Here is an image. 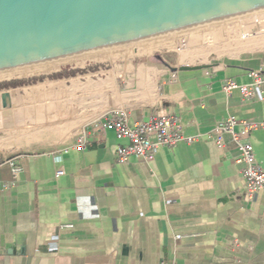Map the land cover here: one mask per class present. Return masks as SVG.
<instances>
[{"label":"crops","instance_id":"1","mask_svg":"<svg viewBox=\"0 0 264 264\" xmlns=\"http://www.w3.org/2000/svg\"><path fill=\"white\" fill-rule=\"evenodd\" d=\"M158 59L0 89V264H264V189L248 195L236 144L213 132L229 116L264 119V84L252 99L223 89L264 70V47L193 69ZM122 108L132 125L178 114L200 136L120 164L126 140L94 123ZM249 139L264 170V128Z\"/></svg>","mask_w":264,"mask_h":264},{"label":"water","instance_id":"2","mask_svg":"<svg viewBox=\"0 0 264 264\" xmlns=\"http://www.w3.org/2000/svg\"><path fill=\"white\" fill-rule=\"evenodd\" d=\"M262 13L264 0H0V76ZM2 97L9 106L10 95Z\"/></svg>","mask_w":264,"mask_h":264},{"label":"built area","instance_id":"3","mask_svg":"<svg viewBox=\"0 0 264 264\" xmlns=\"http://www.w3.org/2000/svg\"><path fill=\"white\" fill-rule=\"evenodd\" d=\"M251 75L252 82L247 84H240L234 79H226L223 83L224 91L230 93L233 89L239 88L244 99L254 98L257 90H261L264 84L263 67L253 71ZM94 126L99 130H112L118 139L126 140L125 143H121L117 147V161L120 164L128 163L132 157L148 162L153 161L160 148H173L182 141L193 142L200 136L198 134L186 135L182 118L178 114H152L147 120L138 121L132 125L129 121V111L126 108L111 112L105 118L96 121ZM261 128H264V119L251 121L229 116L218 122L213 130L216 134L214 140L220 147L225 145L227 135L236 144L239 151L236 161L242 164L241 172L249 196L264 189V170L256 159L254 146L249 139L252 132ZM210 136L213 137L212 134ZM89 142L87 131L84 130L78 136L76 148L83 150ZM2 163L8 164L15 175L23 171L18 157L4 158ZM59 174H63V171H60ZM4 186L7 187L8 185L5 184ZM62 226H69V224Z\"/></svg>","mask_w":264,"mask_h":264},{"label":"rangeland","instance_id":"4","mask_svg":"<svg viewBox=\"0 0 264 264\" xmlns=\"http://www.w3.org/2000/svg\"><path fill=\"white\" fill-rule=\"evenodd\" d=\"M262 19H264V13L254 15L251 17H247V18H243V19H239V20H235V21H231V22H227L224 24L200 29V30H198L199 32L197 33V36L199 37V38L198 37L197 38L199 40L196 38V33H194L195 36H193L194 34H191L193 37L191 36L190 40L188 37L183 38L184 34H181V35L177 36L176 44H174L173 47L162 48V49L157 50V51H155L151 54H148V55H137L135 53H131L129 56L128 55L127 56H119L114 61L105 60V61H100V62H92V63H88L87 65H85L83 67H81V66H65L62 69H63V71L69 70V69L70 70L82 69L84 71H79V72H85V71L94 72V70L96 71V70H101V69H106V68H112V66L115 64L127 63L129 60H132V59H136V60H140V61H156V62H159L160 61L158 59L159 56H161L162 58H165L166 61H168L174 65L210 64V63L215 62L218 59H220V58H222L228 54H235V53H238L241 51L251 50V49H244V50L240 49L239 51L232 53L233 48L237 46V40H235V39H238L239 37H241L242 34H248L249 36H252L255 33L257 34L258 32L262 33V29H264V21H261ZM247 22H250V23H247ZM223 27H225L226 31L224 29H222ZM210 29H211V31H212V29H214V31H212V32L210 31V33L207 32ZM202 30H204V31H202ZM205 32H207L206 35L204 34ZM199 33H201V35L203 34L204 36L198 35ZM191 38H193V41H191L192 40ZM226 43L229 45L225 46ZM233 44H234V47H233ZM224 47H226L227 49L229 48V52L227 51V49H224ZM230 47H233V48H230ZM194 50H198L199 52L197 53V56H194L195 59H193L192 57H191L192 58L191 59L189 56L190 55L189 53L193 52ZM200 51H202V54H204V56L201 54ZM203 52H205V53H203ZM199 53H200V56H199ZM187 54H188V56H187ZM184 56H187V57H184ZM205 56H208V58L205 59ZM51 73H53V72H51ZM48 74H50V73H48ZM48 74H39V75H34V76L48 75ZM34 76H30V77H34ZM23 78H29V77H23ZM14 79H19V78H12L9 80H14ZM5 81H8V80L0 81V83L5 82Z\"/></svg>","mask_w":264,"mask_h":264},{"label":"bare ground","instance_id":"5","mask_svg":"<svg viewBox=\"0 0 264 264\" xmlns=\"http://www.w3.org/2000/svg\"><path fill=\"white\" fill-rule=\"evenodd\" d=\"M261 21H264V19L261 20ZM247 23H250V22H247ZM222 29L225 30V27H223ZM202 31H204V30H202ZM210 31H211V29L209 31H207V32L210 33ZM212 31H214V29H212ZM262 31H264V29H262ZM198 32L199 31L197 30V31L185 33L183 38L188 37L189 40H190V37L192 36L191 34H194V33H196V38H197L198 37L197 36ZM207 32H205L204 34L206 35ZM201 33H199L198 35H201ZM177 36H173V37H169V38H166V39H162V40H158V41H154V42L138 45V46L131 47V48L117 50V51H113V52L103 53V54H99V55H94V56H90V57L80 58V59L71 60V61L62 62V63H57V64L48 65V66H44V67H39V68L30 69V70L20 71V72H16V73L1 75L0 76V81L9 80V79H12V78L30 77V76L39 75V74H48V73H51V72H55L56 70H60V69H62L65 66H81V67H83V66L87 65L88 63H92V62H100V61H105V60L114 61L119 56H127V55L129 56L131 53H135L137 55H148V54H151V53H153V52H155L157 50H160L162 48H171V47H173L174 44H176ZM193 36H195V34ZM201 36H204V35L202 34ZM263 36H264V33H260V32H258L257 34L255 33L252 36H249L248 34H242L241 37H239L238 39H235V40H237V46L234 47V44H233V47L235 49L233 47H230V48H233V52L232 53H234L236 51H239L240 49L244 50V49H255V48H260V47L263 48L264 47V37ZM191 39H192L191 41H193V38H191ZM227 43H226L225 46L229 45ZM224 49H227V48L224 47ZM227 51L229 52V48L227 49ZM198 52H199L198 50H194L193 52L189 53L190 54L189 55L190 58L192 57L193 59H195L194 56H197ZM200 52L202 54V51H200ZM203 53H205V52H203ZM202 55L204 56V54H202ZM187 56H188V54H187ZM187 56H184V57H187ZM199 56H200V53H199ZM207 58H208V56H205V59H207Z\"/></svg>","mask_w":264,"mask_h":264},{"label":"trees","instance_id":"6","mask_svg":"<svg viewBox=\"0 0 264 264\" xmlns=\"http://www.w3.org/2000/svg\"><path fill=\"white\" fill-rule=\"evenodd\" d=\"M79 71H84V70L82 69L70 70V71L64 70L60 72H53L48 75H40V76H34V77H29V78H19V79H14V80H8V81L0 83V89L36 83L38 81L44 80L45 78L56 79V78H61V77L68 76V75H75Z\"/></svg>","mask_w":264,"mask_h":264}]
</instances>
